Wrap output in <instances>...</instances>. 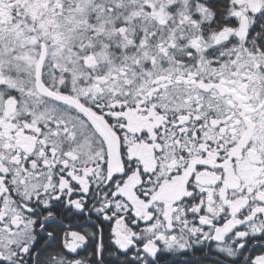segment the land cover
Segmentation results:
<instances>
[{
	"label": "snow or ice",
	"instance_id": "snow-or-ice-1",
	"mask_svg": "<svg viewBox=\"0 0 264 264\" xmlns=\"http://www.w3.org/2000/svg\"><path fill=\"white\" fill-rule=\"evenodd\" d=\"M0 264H264V0H0Z\"/></svg>",
	"mask_w": 264,
	"mask_h": 264
}]
</instances>
